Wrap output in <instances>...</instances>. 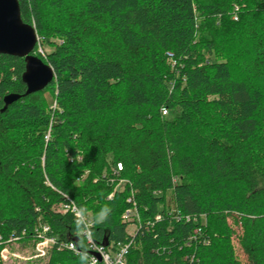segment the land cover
<instances>
[{
  "label": "trees",
  "instance_id": "16d2710c",
  "mask_svg": "<svg viewBox=\"0 0 264 264\" xmlns=\"http://www.w3.org/2000/svg\"><path fill=\"white\" fill-rule=\"evenodd\" d=\"M18 3L54 81L2 111L26 87L0 55V253L47 226L25 264H80L71 201L126 264H264V0Z\"/></svg>",
  "mask_w": 264,
  "mask_h": 264
},
{
  "label": "water",
  "instance_id": "95a60500",
  "mask_svg": "<svg viewBox=\"0 0 264 264\" xmlns=\"http://www.w3.org/2000/svg\"><path fill=\"white\" fill-rule=\"evenodd\" d=\"M37 44L35 28L21 19L18 0H0V55L25 60L21 80L26 87L23 95H6L2 111L21 97L44 90L54 81L52 68L34 55Z\"/></svg>",
  "mask_w": 264,
  "mask_h": 264
},
{
  "label": "built area",
  "instance_id": "2783aa9c",
  "mask_svg": "<svg viewBox=\"0 0 264 264\" xmlns=\"http://www.w3.org/2000/svg\"><path fill=\"white\" fill-rule=\"evenodd\" d=\"M163 115L166 114V111L162 112ZM117 172L121 171V165H117ZM56 212L61 214L69 213L71 214L75 222L80 226H86L88 228H92L93 221L89 215H87V219H85L84 212L77 207V205L71 201L60 204ZM124 221L130 222L134 227L133 232H129L130 235H133L136 226L135 224H139L140 219L136 212V210H127L123 214ZM159 216L156 217V220H159ZM136 222V223H135ZM37 239L34 242V245L31 247V254L29 256H21L18 252H13L10 247H5L2 249L0 253V258L4 264L11 262L10 264H14L15 261L20 260L22 262H30V261H39L47 258L50 249L57 244L56 239L49 235L50 229L47 226H41L37 229ZM88 239L86 240L88 251L85 254L86 257L90 260V264H126V258L129 253V249L132 242L124 243V244H116L114 246L105 247L103 245H97L92 240V231L88 234ZM61 246H63L61 244ZM68 250L73 251L76 255L79 252L75 249L73 244L64 245Z\"/></svg>",
  "mask_w": 264,
  "mask_h": 264
},
{
  "label": "clouds",
  "instance_id": "9594fccd",
  "mask_svg": "<svg viewBox=\"0 0 264 264\" xmlns=\"http://www.w3.org/2000/svg\"><path fill=\"white\" fill-rule=\"evenodd\" d=\"M110 212L111 210L107 207L101 209L99 213L96 214V216L93 218L94 223L92 227L94 228L96 224L103 223L105 221L104 215L105 212ZM85 219H87V210H84ZM92 231V228H88L86 226H81L77 229L78 233V243L80 244V248L82 250L81 258H80V264H90V260L86 257L85 253L88 251L87 244L84 243L85 240L88 239V233ZM94 236V233H93Z\"/></svg>",
  "mask_w": 264,
  "mask_h": 264
},
{
  "label": "rangeland",
  "instance_id": "374dc122",
  "mask_svg": "<svg viewBox=\"0 0 264 264\" xmlns=\"http://www.w3.org/2000/svg\"><path fill=\"white\" fill-rule=\"evenodd\" d=\"M38 44H39V38H38ZM37 44V45H38ZM38 47V52L39 53H43L44 52V54L45 53H49V52H51L52 51V47L51 46H49V45H47V43H44L43 45H41V47L40 46H37ZM234 229H237L236 227L234 228ZM133 230H134V227L133 226H129L128 228H127V231L128 232H133ZM238 230V229H237ZM239 231V230H238ZM12 249V251L13 252H18L19 253V255H21V256H29L30 254H31V247L29 246V244H23V245H15L14 247H11ZM235 250H236V256H237V258L239 259V260H241V261H243L244 260V256L242 255V253L238 250V247L236 246V244H235ZM48 257V256H47ZM47 258H45L44 260H46ZM42 260H39V261H30V262H27V263H36V262H41ZM11 262H9V263H6V264H10ZM14 264H25V262H22V261H20V260H17V261H15V263Z\"/></svg>",
  "mask_w": 264,
  "mask_h": 264
}]
</instances>
